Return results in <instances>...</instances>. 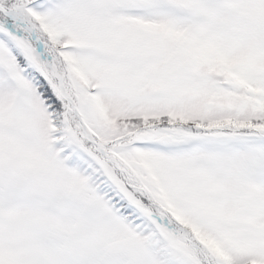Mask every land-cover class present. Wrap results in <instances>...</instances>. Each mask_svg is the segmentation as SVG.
Masks as SVG:
<instances>
[{"label":"snow or ice","instance_id":"6c2138e0","mask_svg":"<svg viewBox=\"0 0 264 264\" xmlns=\"http://www.w3.org/2000/svg\"><path fill=\"white\" fill-rule=\"evenodd\" d=\"M0 264H264V0H0Z\"/></svg>","mask_w":264,"mask_h":264}]
</instances>
